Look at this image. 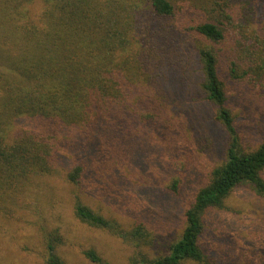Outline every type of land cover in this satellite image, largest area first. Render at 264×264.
Masks as SVG:
<instances>
[{
  "label": "trees",
  "instance_id": "trees-1",
  "mask_svg": "<svg viewBox=\"0 0 264 264\" xmlns=\"http://www.w3.org/2000/svg\"><path fill=\"white\" fill-rule=\"evenodd\" d=\"M180 2L188 5V0ZM34 6L39 13L32 14ZM15 10L9 15L10 36L0 33L1 192L14 188V195L34 178L53 176L59 150L55 144L69 148L79 146L81 139L83 155L97 146L107 156L122 158L134 152V144L141 145L148 131L169 134L174 130L167 120L170 112L177 104L182 111L187 82L194 84L199 75L198 87L216 107V120L232 142L224 161L211 170L209 180L187 206L181 235L167 254L140 264H212L198 245L206 212L221 208L241 186L264 196V143L250 152L238 149L213 50L200 47L194 58L189 52L191 41L176 28L174 4L169 0H22ZM220 11L224 13L223 8ZM191 30L212 43L223 37L214 23ZM133 33L141 37L136 42ZM185 57L193 66L199 63L197 75L191 67H183ZM182 71L188 72V79ZM132 95L135 100L130 101ZM149 106L159 114H146ZM25 121L33 129L24 128ZM81 160L67 175L73 184L83 173ZM105 161L111 163L108 157ZM176 187L174 181L173 192ZM75 216L89 227L122 237L117 223L80 202L75 204ZM138 232L133 230L134 238L141 237ZM85 256L92 263L101 262L94 251ZM48 264L63 262L51 253Z\"/></svg>",
  "mask_w": 264,
  "mask_h": 264
},
{
  "label": "rangeland",
  "instance_id": "rangeland-1",
  "mask_svg": "<svg viewBox=\"0 0 264 264\" xmlns=\"http://www.w3.org/2000/svg\"><path fill=\"white\" fill-rule=\"evenodd\" d=\"M169 1L174 4L176 28L191 41L189 52L194 58L200 47L212 49L217 57L238 149H256L264 143V0H229L219 2V8L211 0H188L187 8L180 0ZM21 2L0 0L1 36H10L9 15ZM36 6L32 14L40 10ZM208 22L222 31L217 43L191 30ZM131 38L136 42L141 37L133 33ZM185 59L183 67H191L197 75L199 63L193 66L191 58ZM182 72L187 77L188 72ZM194 81L187 82L191 89L186 88L187 97H181L182 111L177 104L170 118L167 115L174 126L169 134L148 131L141 145L134 144V152L122 158L107 156L97 146L83 155L81 139L79 146L69 148L55 144L59 150L53 176L34 178L14 195V188L1 189L0 264H48L51 253L63 264H140L166 255L181 235L187 206L207 183L211 170L224 161L232 142L216 120V107L198 87L199 75ZM144 112L159 114L154 106ZM25 122L24 128L33 129L31 122ZM78 160L84 163L83 173L73 184L67 175ZM174 181L176 192L171 189ZM77 202L117 223L122 237L80 222L75 216ZM203 226L198 245L212 264H264V196L250 186L238 187L221 208L207 211ZM134 229L141 237H133ZM87 251H94L101 262L92 263Z\"/></svg>",
  "mask_w": 264,
  "mask_h": 264
}]
</instances>
